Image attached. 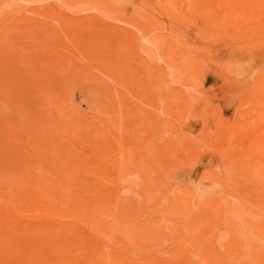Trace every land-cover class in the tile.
<instances>
[{
	"label": "rangeland",
	"instance_id": "1",
	"mask_svg": "<svg viewBox=\"0 0 264 264\" xmlns=\"http://www.w3.org/2000/svg\"><path fill=\"white\" fill-rule=\"evenodd\" d=\"M0 71V264H264V0H0Z\"/></svg>",
	"mask_w": 264,
	"mask_h": 264
},
{
	"label": "bare ground",
	"instance_id": "2",
	"mask_svg": "<svg viewBox=\"0 0 264 264\" xmlns=\"http://www.w3.org/2000/svg\"><path fill=\"white\" fill-rule=\"evenodd\" d=\"M4 64H6V65H8L7 63H4ZM15 65V64H14ZM3 67V66H2ZM23 68V67H22ZM3 69L4 68H2L1 70L3 71ZM8 69H11V68H8ZM27 69V68H26ZM25 69V66H24V70L23 71H21V70H18L17 68H16V70L17 71H19V73L17 72V74L19 75L20 73H22V74H20V77H21V79H22V81H20L21 83H22V86H24V87H26V86H28V84H30V76H32V75H30V74H28V70H26ZM12 70V69H11ZM2 71H0L1 72V74L0 75H2V79H3V77H4V74H5V72L2 74ZM8 72V71H7ZM11 72V71H10ZM15 74V73H14ZM14 76V75H13ZM6 78L8 77V76H5ZM19 77V76H18ZM19 77V78H20ZM1 78V77H0ZM5 78V79H6ZM7 79H9V78H7ZM6 79V80H7ZM32 79V78H31ZM33 80V79H32ZM9 81V80H8ZM7 82V81H6ZM26 89V88H25ZM24 97H26V96H24Z\"/></svg>",
	"mask_w": 264,
	"mask_h": 264
}]
</instances>
